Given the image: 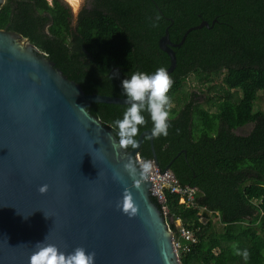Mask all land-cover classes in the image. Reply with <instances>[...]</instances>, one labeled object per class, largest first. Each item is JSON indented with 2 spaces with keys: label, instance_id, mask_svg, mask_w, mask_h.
<instances>
[{
  "label": "trees",
  "instance_id": "1",
  "mask_svg": "<svg viewBox=\"0 0 264 264\" xmlns=\"http://www.w3.org/2000/svg\"><path fill=\"white\" fill-rule=\"evenodd\" d=\"M73 17L66 0L0 5V28L28 37L87 93L115 96H124L120 82L132 72L169 67L171 58L160 47L168 26L170 38L179 42L189 27L209 22L173 47L170 126L167 136L154 137L161 168L172 161L179 181L198 188L194 207L179 203L177 194L166 196L170 216L180 218L198 239L180 252V264H264V110H255L264 90V0H90L75 24ZM221 72L225 81L216 100L207 93L203 102L193 91L181 97L190 75L209 92L217 88L209 83ZM126 106L93 102L90 109L116 134L113 121ZM144 115L136 140L152 126ZM250 123L248 133H237ZM140 156L153 157L148 135ZM202 206L208 210L206 221L200 219ZM211 214L222 229L215 228ZM168 221L177 237L175 221ZM237 248L248 249L247 261Z\"/></svg>",
  "mask_w": 264,
  "mask_h": 264
},
{
  "label": "water",
  "instance_id": "2",
  "mask_svg": "<svg viewBox=\"0 0 264 264\" xmlns=\"http://www.w3.org/2000/svg\"><path fill=\"white\" fill-rule=\"evenodd\" d=\"M203 26L210 24L189 27L179 42L165 29L169 73L173 47ZM93 102L127 104L124 96L87 93L28 37L0 28V264H29L38 241L65 252L83 247L94 264H180L174 231L136 159L148 135L153 157L145 161L161 168L150 129L135 147L121 146L91 112Z\"/></svg>",
  "mask_w": 264,
  "mask_h": 264
},
{
  "label": "clouds",
  "instance_id": "3",
  "mask_svg": "<svg viewBox=\"0 0 264 264\" xmlns=\"http://www.w3.org/2000/svg\"><path fill=\"white\" fill-rule=\"evenodd\" d=\"M159 20V16L156 17ZM118 74V70L112 75ZM168 70L161 66L154 72L134 71L120 82L122 93L127 102L121 118L113 121L116 137L121 146L137 145L136 136L140 126L145 123L146 112L152 122L150 133L152 137L167 136L169 129V115L171 98L168 91L173 84ZM132 169L131 163L125 165ZM142 168L147 171L150 162L145 161ZM41 192L47 190V185H41ZM125 209L135 211L131 204H125ZM236 254L245 261L250 253L247 248L236 249ZM95 253L86 251L83 247H76L70 252L60 250L55 244L36 242V250L29 257V264H94Z\"/></svg>",
  "mask_w": 264,
  "mask_h": 264
},
{
  "label": "built area",
  "instance_id": "4",
  "mask_svg": "<svg viewBox=\"0 0 264 264\" xmlns=\"http://www.w3.org/2000/svg\"><path fill=\"white\" fill-rule=\"evenodd\" d=\"M136 159L141 166L145 162L140 154L136 155ZM147 171L153 181V195L156 196L161 203L163 214L167 220L170 219L171 221H175V225L177 227V237L174 235V244L180 257V252L190 250V246L196 243L198 239L194 231L186 227L180 218L174 219L173 216H170V210L168 208L166 197L167 192L169 191L173 194H177L179 196V203L194 207L198 188L189 184H182L173 171L159 168L153 163V161L150 162V168ZM205 210H207L206 207H200L199 215L203 216V211Z\"/></svg>",
  "mask_w": 264,
  "mask_h": 264
},
{
  "label": "rangeland",
  "instance_id": "5",
  "mask_svg": "<svg viewBox=\"0 0 264 264\" xmlns=\"http://www.w3.org/2000/svg\"><path fill=\"white\" fill-rule=\"evenodd\" d=\"M89 4H90V0H82L81 5L77 10L73 8V10H74L73 23L74 24L77 20V16H78L79 11L86 6H89ZM224 81H225V72H221V73L214 75L213 81L210 82L209 84H211V85L214 84L217 88L208 92L206 90L207 84H204L202 86H198V83H197L198 81H197V79H195L194 75L192 74L189 76V78L186 82V85L184 86L185 92L182 93L181 97L185 98L186 91L188 93H189V91H193L199 95V99L203 102L206 99L207 93H210V95L212 97H214L216 100L217 97L219 95H221V93H222L221 91H217V89L219 88L218 86L221 85L222 83H224ZM176 104H177V102H173V105H176ZM177 106L180 107L178 104H177ZM205 106H206V108H209L210 110H214V106H212L208 102H205ZM259 109L264 110V90H260L259 98L257 99L256 104H255V110H259ZM252 126H253V124L250 123L248 125H245L243 127L238 128L236 131L239 134H246L252 129ZM211 217L215 223V228H217V229L221 228L222 229V225L219 222V218L217 216H215L214 214H211ZM205 219H207V218L205 217ZM243 225L246 226L247 223L243 222Z\"/></svg>",
  "mask_w": 264,
  "mask_h": 264
},
{
  "label": "bare ground",
  "instance_id": "6",
  "mask_svg": "<svg viewBox=\"0 0 264 264\" xmlns=\"http://www.w3.org/2000/svg\"><path fill=\"white\" fill-rule=\"evenodd\" d=\"M74 9H78L81 5L82 0H68Z\"/></svg>",
  "mask_w": 264,
  "mask_h": 264
},
{
  "label": "crops",
  "instance_id": "7",
  "mask_svg": "<svg viewBox=\"0 0 264 264\" xmlns=\"http://www.w3.org/2000/svg\"><path fill=\"white\" fill-rule=\"evenodd\" d=\"M207 210H205V211H203V216H200V219H201V221H206L207 219H205V217H206V215H205V212H206ZM203 217H204V219H203ZM182 221V220H181Z\"/></svg>",
  "mask_w": 264,
  "mask_h": 264
},
{
  "label": "flooded vegetation",
  "instance_id": "8",
  "mask_svg": "<svg viewBox=\"0 0 264 264\" xmlns=\"http://www.w3.org/2000/svg\"><path fill=\"white\" fill-rule=\"evenodd\" d=\"M68 1V0H67ZM69 2V1H68Z\"/></svg>",
  "mask_w": 264,
  "mask_h": 264
}]
</instances>
